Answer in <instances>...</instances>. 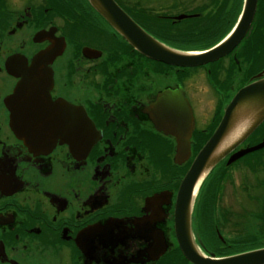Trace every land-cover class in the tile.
<instances>
[{
	"label": "flooded vegetation",
	"instance_id": "flooded-vegetation-1",
	"mask_svg": "<svg viewBox=\"0 0 264 264\" xmlns=\"http://www.w3.org/2000/svg\"><path fill=\"white\" fill-rule=\"evenodd\" d=\"M114 2L180 53L219 44L242 5ZM48 52L49 101L84 111L95 135L88 152L73 148L78 136L41 147L11 124L18 76ZM261 78L264 0L241 42L196 68L143 57L86 0H0V264H192L175 233L179 188L232 98ZM165 94L181 97L176 123ZM186 107L193 118L189 153L176 160L177 139L166 132L184 123ZM72 122L62 131H75ZM261 143L264 122L215 166L188 208L191 242L204 259L264 249V148L227 164Z\"/></svg>",
	"mask_w": 264,
	"mask_h": 264
},
{
	"label": "water",
	"instance_id": "water-1",
	"mask_svg": "<svg viewBox=\"0 0 264 264\" xmlns=\"http://www.w3.org/2000/svg\"><path fill=\"white\" fill-rule=\"evenodd\" d=\"M86 1L92 10L137 53L151 61L176 68L200 67L227 55L247 34L257 5V0H243L239 18L229 35L208 52L198 54L180 53L163 46L136 25L113 0ZM86 51L83 53H87ZM46 55L50 59L44 55H38L33 59L30 69L20 77L18 76L20 82L13 97L15 111L11 124L21 139L25 136L32 137L33 142L41 147L54 146L60 136L73 138L74 141L78 136L76 141L79 143L74 145L73 142V148L80 152H88L95 143V135L94 128L84 111L71 108L60 101L53 104L49 101L48 89L52 81V72L48 65L54 55L50 52ZM164 97L169 104L170 116H174L172 119L175 122V118L179 117L177 114L181 97L170 94H165ZM51 107L54 108L52 112ZM67 119H72L75 131L66 134L62 130L67 125ZM181 120L183 121V117ZM263 121L264 78H261L239 90L233 97L218 127L194 158L190 170L181 183L178 191L175 233L182 253L192 264H264V249L223 260L204 259L192 245L188 224V208L192 207L194 190L199 180H202L220 160L241 144ZM188 124H190V129ZM241 125H244L241 133L235 139L230 140L229 144L224 145L229 134ZM174 129L175 131L166 132V134L177 139L176 160H178L189 153L188 140L193 130V118L188 107L185 110L184 123L182 122ZM262 148H264V143L239 151L230 157L227 164Z\"/></svg>",
	"mask_w": 264,
	"mask_h": 264
},
{
	"label": "bare ground",
	"instance_id": "bare-ground-1",
	"mask_svg": "<svg viewBox=\"0 0 264 264\" xmlns=\"http://www.w3.org/2000/svg\"><path fill=\"white\" fill-rule=\"evenodd\" d=\"M243 128H244V125H241V127H238V129L235 128V129L229 134V136L226 138V140L224 141L223 144H224V145L229 144V141L232 140V139H235L236 136H238V135L241 133V131L243 130ZM200 180H201V179H200ZM200 180H199L198 184L196 185L195 190L197 189V187H198V185H199V183H200ZM195 190H194V191H195Z\"/></svg>",
	"mask_w": 264,
	"mask_h": 264
},
{
	"label": "trees",
	"instance_id": "trees-1",
	"mask_svg": "<svg viewBox=\"0 0 264 264\" xmlns=\"http://www.w3.org/2000/svg\"><path fill=\"white\" fill-rule=\"evenodd\" d=\"M86 4H87V3H86ZM87 6H88V5H87ZM88 7H89V6H88ZM257 44H258V46H260V47L262 46V44H261V43H257Z\"/></svg>",
	"mask_w": 264,
	"mask_h": 264
},
{
	"label": "rangeland",
	"instance_id": "rangeland-1",
	"mask_svg": "<svg viewBox=\"0 0 264 264\" xmlns=\"http://www.w3.org/2000/svg\"><path fill=\"white\" fill-rule=\"evenodd\" d=\"M254 156H249L248 158H253Z\"/></svg>",
	"mask_w": 264,
	"mask_h": 264
}]
</instances>
